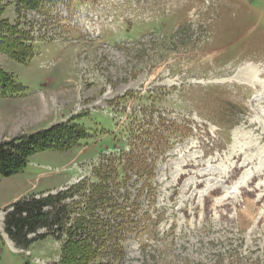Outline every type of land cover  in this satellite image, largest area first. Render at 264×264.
Returning <instances> with one entry per match:
<instances>
[{"label": "rangeland", "instance_id": "374dc122", "mask_svg": "<svg viewBox=\"0 0 264 264\" xmlns=\"http://www.w3.org/2000/svg\"><path fill=\"white\" fill-rule=\"evenodd\" d=\"M1 17L14 22L13 5ZM42 33L49 40L27 62L0 53V68L25 87L0 97V141L73 115L87 137L0 176V264L59 259L50 235L27 248L9 242L3 209L88 175L126 144L138 111L179 133L147 153L157 189L141 195V230L111 264H264V0H95ZM138 186L131 178L123 189Z\"/></svg>", "mask_w": 264, "mask_h": 264}, {"label": "trees", "instance_id": "16d2710c", "mask_svg": "<svg viewBox=\"0 0 264 264\" xmlns=\"http://www.w3.org/2000/svg\"><path fill=\"white\" fill-rule=\"evenodd\" d=\"M3 1L0 0V53L20 63L33 56L37 40H49L42 33L45 27L53 28L57 22L75 16L80 5L95 2L8 0L2 4ZM9 5L14 7V22L1 17ZM60 8L66 15L60 14ZM30 14L34 17L29 21ZM24 89L0 68V97L14 96ZM150 119L144 112L132 114L126 144L103 154L88 175L58 190L24 195L5 207L3 229L9 240L18 248H27L38 238L52 236L60 243L59 259L53 264H111L124 258L126 242L141 230L140 197L157 189L153 183L154 162L148 164L147 153H163L173 145L171 137L179 133L163 118L156 123ZM86 137L84 127L71 117L42 130L1 140L0 176L22 172L29 157L37 152L67 151ZM131 178L139 183L134 193L123 189Z\"/></svg>", "mask_w": 264, "mask_h": 264}, {"label": "bare ground", "instance_id": "6f19581e", "mask_svg": "<svg viewBox=\"0 0 264 264\" xmlns=\"http://www.w3.org/2000/svg\"><path fill=\"white\" fill-rule=\"evenodd\" d=\"M244 70L246 69L247 70V72H249V78L251 79L250 81H252V79H253V81H258V79L256 78V73L253 71V69L250 67V66H247V67H244L243 68ZM245 177L243 176V177H241V182H240V184L242 183V181H245ZM240 184H238V185H240ZM237 185V184H236Z\"/></svg>", "mask_w": 264, "mask_h": 264}, {"label": "crops", "instance_id": "0c3cea01", "mask_svg": "<svg viewBox=\"0 0 264 264\" xmlns=\"http://www.w3.org/2000/svg\"><path fill=\"white\" fill-rule=\"evenodd\" d=\"M79 176H80V174H76L75 176H73L70 179H68L64 184H60L58 188H61V187H63L66 184L74 182ZM53 189H57V188H52V189H47V190H53ZM44 191H46V190H44ZM18 197L19 196L15 197L14 199L16 200Z\"/></svg>", "mask_w": 264, "mask_h": 264}]
</instances>
